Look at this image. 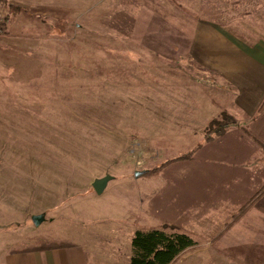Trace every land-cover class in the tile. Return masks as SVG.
Here are the masks:
<instances>
[{
    "label": "rangeland",
    "instance_id": "rangeland-1",
    "mask_svg": "<svg viewBox=\"0 0 264 264\" xmlns=\"http://www.w3.org/2000/svg\"><path fill=\"white\" fill-rule=\"evenodd\" d=\"M238 8L240 0H0V256L78 232L125 250L154 216H175L165 202L181 193L182 162L136 176L186 148L152 133L161 111L151 91L182 65L194 25L217 12L229 25ZM104 175L112 178L97 194L91 182Z\"/></svg>",
    "mask_w": 264,
    "mask_h": 264
},
{
    "label": "crops",
    "instance_id": "crops-1",
    "mask_svg": "<svg viewBox=\"0 0 264 264\" xmlns=\"http://www.w3.org/2000/svg\"><path fill=\"white\" fill-rule=\"evenodd\" d=\"M240 1L229 25L219 12L194 25L182 65L172 63L167 85L151 91L161 111L152 133L184 143L183 153L194 149L171 161L182 162L181 193L165 202L175 216L156 215L152 226L174 223L193 238L173 264H264V0ZM222 114L231 123L204 140L208 122ZM74 238L57 248L11 249L0 264H129L131 246L85 232Z\"/></svg>",
    "mask_w": 264,
    "mask_h": 264
},
{
    "label": "trees",
    "instance_id": "trees-1",
    "mask_svg": "<svg viewBox=\"0 0 264 264\" xmlns=\"http://www.w3.org/2000/svg\"><path fill=\"white\" fill-rule=\"evenodd\" d=\"M9 8L14 10L18 9V7L14 5H9ZM231 121V117L227 114H222L220 118L211 119L204 129L203 139L209 140L213 136L224 132ZM193 151L194 149L163 161L152 169L136 172V176L146 174V176L149 177L170 161L183 160L190 157ZM244 208L240 210V214L244 211ZM194 244L195 242L189 233L181 226L174 223L165 222L160 228L136 230L130 239L131 255L129 264H173L185 249ZM65 245L68 244L42 242L35 247H24L20 249V251L57 248ZM14 251L18 250L16 249Z\"/></svg>",
    "mask_w": 264,
    "mask_h": 264
},
{
    "label": "water",
    "instance_id": "water-1",
    "mask_svg": "<svg viewBox=\"0 0 264 264\" xmlns=\"http://www.w3.org/2000/svg\"><path fill=\"white\" fill-rule=\"evenodd\" d=\"M112 178L110 175H104L102 177L95 178L91 182V187L93 190L97 193L100 194L106 187L108 181Z\"/></svg>",
    "mask_w": 264,
    "mask_h": 264
}]
</instances>
